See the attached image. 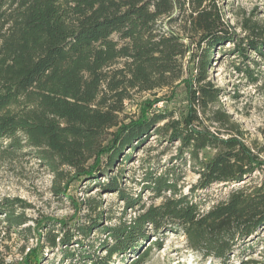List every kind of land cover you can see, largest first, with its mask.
Wrapping results in <instances>:
<instances>
[{
	"label": "trees",
	"instance_id": "trees-1",
	"mask_svg": "<svg viewBox=\"0 0 264 264\" xmlns=\"http://www.w3.org/2000/svg\"><path fill=\"white\" fill-rule=\"evenodd\" d=\"M205 1L191 0L189 26L183 33L198 39L199 48L193 52L180 34L159 25L174 11L182 14L181 0H0L1 153L34 149L58 181H97L117 191L126 208L133 209L140 198L130 196L118 179L102 183L100 177L120 157L128 161L131 154L125 150L143 144L153 125L165 123L172 133L167 136L164 128H157V135L180 143L173 167L160 175L157 167L151 168L144 176L147 188L165 198L162 204L140 206V215L129 222L104 226L99 219L90 220L75 226L76 232L60 225L63 233L56 234L50 221L38 225L37 237L46 236L47 246L61 251V264H110L114 256L123 260L131 254L139 256L133 263L141 264L148 254L147 249L139 253L150 237L148 227L159 236L166 228L181 232L205 259L258 264L250 258L233 263L231 254L264 229V165L237 136H243L238 124L218 108L220 89L208 79L215 51L230 43L231 54L243 61L237 69L257 82L245 60L250 52L264 58V24L246 20L247 34L240 37L225 27L218 13L205 9ZM185 59L195 72L188 88L185 129L171 120L172 115L161 113L144 114L128 124L120 121L130 90L152 92L171 86L184 76ZM120 61L122 67L115 68ZM197 110L211 123L228 126L227 139L201 125ZM107 135L112 139L103 146ZM206 150L213 155L201 157ZM103 155L107 158L102 168ZM188 164L199 175L198 183L190 196H179L178 182ZM222 183L233 187L204 210L205 202L194 197ZM85 205L97 209L92 199ZM27 207L19 198H0V226L20 235L25 244L34 237L33 228L25 226ZM96 230L106 238L94 242L91 234ZM31 255L23 264H40L39 250Z\"/></svg>",
	"mask_w": 264,
	"mask_h": 264
},
{
	"label": "rangeland",
	"instance_id": "rangeland-1",
	"mask_svg": "<svg viewBox=\"0 0 264 264\" xmlns=\"http://www.w3.org/2000/svg\"><path fill=\"white\" fill-rule=\"evenodd\" d=\"M185 2V10L182 14L174 11L170 17H164L159 21V25L164 30H172L190 45L191 51L198 50L197 38H188L183 33L188 30V16L191 12V0H181ZM204 7L208 11L218 13L225 27L240 37L247 33L244 28L246 20L251 19L252 23L264 24V0H206ZM114 40H119L117 35ZM120 43H123L120 41ZM232 44L228 43L222 50H216L212 63L209 67V81L215 88L220 89L218 108L228 116L229 120L237 123L241 138L253 154L257 156L258 162L264 165V58L250 52L245 64H249L253 70V76H257V82L251 80L244 73L239 71L238 66H242L241 58L232 55L230 49ZM253 61L260 65H254ZM123 62L120 61L115 68H121ZM184 76L169 87L156 89L152 92L129 91V99L124 102V110L119 114L122 123L136 121L144 114H169L171 120L181 123V128L188 126L187 121L190 116V105L188 101V88L192 83L194 71L189 60H184ZM193 74V75H192ZM197 115L201 119V125L209 127L222 139H227L228 126L221 127L217 123H211L198 110ZM145 116V115H144ZM198 124V123H197ZM157 128H164V132L169 136L172 132L165 123L153 125L150 128V136L135 151L127 148L125 154H131L128 161L122 162L120 157L113 169L106 175L100 177L102 183H107L110 178H116L120 186L127 193L138 199L133 209L126 208L125 200L119 196L117 191L106 190L97 181L71 179L60 182L55 178L53 172L46 168V165L38 157L34 149L25 147L22 151L11 150L9 154L0 152V198H19L27 204L24 214L28 220L25 226L33 228V238L29 243L20 235L6 230L0 226V264H23L25 258L31 260L33 255L39 250L42 261L40 264H61V251L47 246V237H37V228L42 223L50 221L48 225L51 231L62 234L60 225L74 231L75 226L90 224V220L99 219L102 225L110 226L120 221H132L141 213L140 206H158L165 200L164 197H156L155 193L147 188L144 180L146 170L157 167V174L160 175L165 170L173 167L174 157L177 155L179 142H170L167 138L157 135ZM116 131L113 129L111 132ZM236 136V133H234ZM112 139L107 135L102 145L106 146ZM213 151L206 150L201 157H210ZM107 158L102 156L101 167ZM66 172L67 169H64ZM199 175L191 170L188 164L182 171L181 179L178 182V190L181 195L190 196L191 190L197 185ZM62 189L61 193L57 188ZM233 186L227 184H216L208 188L207 191L199 192L195 199L205 202L202 208L208 210L213 202L225 197ZM166 195L170 196V193ZM92 199L97 204V209L91 210L85 205L87 200ZM74 204L80 205L79 209L74 208ZM74 227V228H73ZM150 237L140 245V254L148 250V254L143 257L141 264H220L213 258H204L202 254L193 251L187 244L181 232L164 229L160 236L148 227ZM35 229L37 231H35ZM43 230V229H42ZM65 230V229H64ZM67 230V229H66ZM44 229L43 232H45ZM259 237L247 239L236 251L231 254V261L238 263L240 259H254L258 264H264V229L258 233ZM94 242L105 239L99 231L91 234ZM157 241V242H156ZM106 252H100L104 256ZM139 256L133 255L121 259L114 256L110 264H134L133 261ZM63 264H68L65 262Z\"/></svg>",
	"mask_w": 264,
	"mask_h": 264
}]
</instances>
